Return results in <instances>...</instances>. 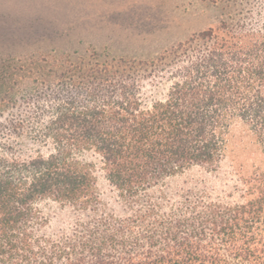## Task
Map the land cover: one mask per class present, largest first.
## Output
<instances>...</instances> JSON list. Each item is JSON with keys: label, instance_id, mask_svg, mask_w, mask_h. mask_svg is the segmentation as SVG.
<instances>
[{"label": "trees", "instance_id": "obj_1", "mask_svg": "<svg viewBox=\"0 0 264 264\" xmlns=\"http://www.w3.org/2000/svg\"><path fill=\"white\" fill-rule=\"evenodd\" d=\"M219 3L154 58H0V264H264V0Z\"/></svg>", "mask_w": 264, "mask_h": 264}, {"label": "rangeland", "instance_id": "obj_2", "mask_svg": "<svg viewBox=\"0 0 264 264\" xmlns=\"http://www.w3.org/2000/svg\"><path fill=\"white\" fill-rule=\"evenodd\" d=\"M222 13L219 0H0V58L15 59L16 67L31 66L34 54L64 53L77 60L86 51H97L110 57L154 58L216 25ZM227 164L214 174L193 168L160 189L175 192L197 185L219 194L229 183L223 174ZM99 187L103 198L113 196L103 178ZM41 207L49 219L47 231L60 218L67 222L71 217L56 203Z\"/></svg>", "mask_w": 264, "mask_h": 264}]
</instances>
